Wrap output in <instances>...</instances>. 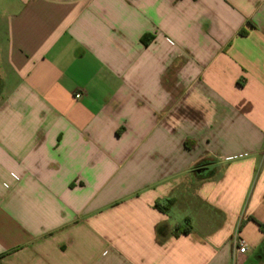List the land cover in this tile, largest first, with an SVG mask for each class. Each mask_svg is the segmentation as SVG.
<instances>
[{"label": "crops", "instance_id": "0c3cea01", "mask_svg": "<svg viewBox=\"0 0 264 264\" xmlns=\"http://www.w3.org/2000/svg\"><path fill=\"white\" fill-rule=\"evenodd\" d=\"M0 264H264V0H0Z\"/></svg>", "mask_w": 264, "mask_h": 264}, {"label": "trees", "instance_id": "16d2710c", "mask_svg": "<svg viewBox=\"0 0 264 264\" xmlns=\"http://www.w3.org/2000/svg\"><path fill=\"white\" fill-rule=\"evenodd\" d=\"M173 204H174L173 200H168V202H166V204L155 203V207H157L158 210L167 211L170 207L173 206ZM175 228L176 229L173 230V234L175 236L180 235L182 233H189L190 230L192 229L190 225L185 226V227H182L181 225H177Z\"/></svg>", "mask_w": 264, "mask_h": 264}, {"label": "built area", "instance_id": "2783aa9c", "mask_svg": "<svg viewBox=\"0 0 264 264\" xmlns=\"http://www.w3.org/2000/svg\"><path fill=\"white\" fill-rule=\"evenodd\" d=\"M80 95H81L80 93H77L75 96L80 97ZM234 243H235L234 245L237 247V250L239 252L244 253L247 250V242L242 237L236 236L234 238Z\"/></svg>", "mask_w": 264, "mask_h": 264}]
</instances>
